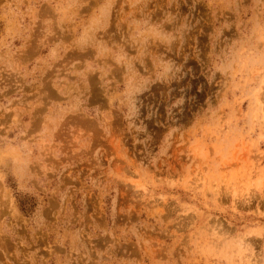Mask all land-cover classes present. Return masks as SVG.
Returning <instances> with one entry per match:
<instances>
[{"label": "rangeland", "instance_id": "rangeland-1", "mask_svg": "<svg viewBox=\"0 0 264 264\" xmlns=\"http://www.w3.org/2000/svg\"><path fill=\"white\" fill-rule=\"evenodd\" d=\"M0 264H264V0H0Z\"/></svg>", "mask_w": 264, "mask_h": 264}]
</instances>
